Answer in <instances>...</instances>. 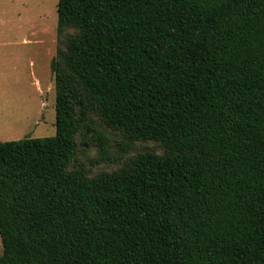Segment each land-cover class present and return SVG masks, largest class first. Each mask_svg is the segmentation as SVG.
<instances>
[{
    "label": "trees",
    "instance_id": "16d2710c",
    "mask_svg": "<svg viewBox=\"0 0 264 264\" xmlns=\"http://www.w3.org/2000/svg\"><path fill=\"white\" fill-rule=\"evenodd\" d=\"M57 14L56 133L0 142V264H264V0ZM102 128L161 151L90 175Z\"/></svg>",
    "mask_w": 264,
    "mask_h": 264
},
{
    "label": "rangeland",
    "instance_id": "374dc122",
    "mask_svg": "<svg viewBox=\"0 0 264 264\" xmlns=\"http://www.w3.org/2000/svg\"><path fill=\"white\" fill-rule=\"evenodd\" d=\"M58 0H0V142L56 133L55 76L51 61L60 46ZM98 125H92L97 127ZM110 140L79 136L78 162L90 175L113 171L122 159L146 149L161 151L155 143L135 142L122 155L124 139L119 131L102 128ZM77 166L73 164V168ZM3 245L0 238V255Z\"/></svg>",
    "mask_w": 264,
    "mask_h": 264
}]
</instances>
